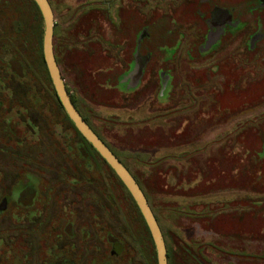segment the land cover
Here are the masks:
<instances>
[{"label":"rangeland","instance_id":"rangeland-1","mask_svg":"<svg viewBox=\"0 0 264 264\" xmlns=\"http://www.w3.org/2000/svg\"><path fill=\"white\" fill-rule=\"evenodd\" d=\"M104 1L49 0L57 63L81 113L151 205H160L164 232L177 249L193 248L210 264H264V59L241 47L258 15L244 12L248 0H218L236 4L246 26L213 52L198 46L205 26L193 12L196 0H119L116 12L105 9ZM262 21L263 26L264 15ZM43 24L33 0H9L0 8V44H7L0 52L10 65L0 71L6 105L13 101L9 106L28 107L25 96L32 85L43 107H37V125H43L41 130L46 121L52 126L50 141L60 146L59 131L67 128L72 140L81 142L65 118L43 60ZM142 27L147 37L141 50L151 51L152 68L171 77L159 91L153 69L134 96H124L115 86L119 73L112 63ZM38 128L35 152L44 146ZM53 146L50 158L56 160L51 158L46 168L39 164L41 169L94 174L99 206L108 214L106 228L127 227L130 233L136 225V241L153 249L133 198L100 155L87 148L97 163L94 171L69 145L61 157ZM73 157L76 163L70 161ZM105 197L112 198L111 207ZM99 206L95 236L103 239ZM0 223L7 228L6 220Z\"/></svg>","mask_w":264,"mask_h":264},{"label":"flooded vegetation","instance_id":"flooded-vegetation-1","mask_svg":"<svg viewBox=\"0 0 264 264\" xmlns=\"http://www.w3.org/2000/svg\"><path fill=\"white\" fill-rule=\"evenodd\" d=\"M250 1L246 2L244 12L255 11L259 21H256L255 27L244 33L241 47L246 51L254 50L252 52L256 57L258 56V59L259 56H262L260 59H264V52H260L264 47V25L262 26L264 0H254L253 4H250ZM103 6L105 9L109 6L112 11L115 9V12L121 7L119 0H105ZM193 9L200 19L199 22L205 26L198 45L199 49L202 45L203 50L216 52L218 47L228 44L230 37L244 31L246 26L245 20L239 18L241 9L233 3L228 5L220 4L218 0H196ZM146 37L147 32L145 27H142L134 34L133 43L123 49L117 61L112 63L119 73L115 78V86L124 96H134L136 90L147 83L153 69V73L158 76L159 91L160 88L165 89L170 80L171 76L166 71L152 68L151 51L149 52L147 48L141 50ZM104 43H106L105 39L100 44L103 46ZM0 45L2 47L3 43ZM1 49L3 50V47ZM8 65L9 61L3 59L1 51L0 71L5 70ZM0 80L2 82L0 83V222L6 220L8 224L5 229L0 223V264L3 259L5 260L3 264L5 262L6 264H153L152 261L157 264V252L151 233L135 202L150 234L153 249H149L148 244L144 246L136 241L140 235L136 233L138 228L136 225L132 226L134 230L130 233L129 230L126 231L125 226L126 229L119 228L118 231H110L108 227L106 228L104 217L108 214L99 206L100 196L95 192L92 183L97 179L94 174L78 176L59 172L49 173L47 169H41L39 164L46 168L51 158L56 160L53 155L50 158L53 144L55 153L59 157L66 155V147L69 145L65 135L67 128L59 131L60 146H57L56 142L52 143L50 141L52 131L49 130L52 126L46 121L44 129L41 130L43 125L41 128L37 125L36 114L39 112L36 103L37 92L26 94L27 101L24 103L28 107L9 106L13 101L6 105L5 77L0 76ZM64 82L69 91L65 79ZM74 104L78 108L76 101ZM47 110L50 111L48 108ZM78 111L83 117L79 108ZM87 123L94 129L89 122ZM36 128L42 131L44 144L37 152H35ZM83 147L84 145L78 147L80 156L84 157L90 168H97L92 154L87 150L84 151ZM70 161L76 163L74 157L70 158ZM34 177L37 178L36 183ZM145 197L162 231L167 264H210L203 259L201 256L203 254H196L193 248L182 246L177 249L178 247L172 244V239L166 237L164 232L162 216L159 212L160 205L154 207L146 194ZM104 199L111 207L112 198ZM98 206L101 212L98 218L102 222L103 239L95 236L94 217ZM168 225L169 231L173 232L171 224ZM145 249H148V253ZM183 255H188L190 259L187 260Z\"/></svg>","mask_w":264,"mask_h":264},{"label":"water","instance_id":"water-1","mask_svg":"<svg viewBox=\"0 0 264 264\" xmlns=\"http://www.w3.org/2000/svg\"><path fill=\"white\" fill-rule=\"evenodd\" d=\"M43 18L42 51L44 63L49 73V78L56 92V96L63 107L65 114L77 128V132L87 140L108 164L111 170L122 181L135 204L143 215V219L151 233V238L156 248L157 264H167L166 248L162 238V231L156 221L151 208L147 203L144 192L137 180L124 166L123 162L112 152L110 147L95 133L94 129L80 115L78 108L72 101L70 93L65 85L61 69L56 61L53 50V24H55L52 5L49 0H34Z\"/></svg>","mask_w":264,"mask_h":264},{"label":"trees","instance_id":"trees-1","mask_svg":"<svg viewBox=\"0 0 264 264\" xmlns=\"http://www.w3.org/2000/svg\"><path fill=\"white\" fill-rule=\"evenodd\" d=\"M9 0H0V8H2L4 5H6L7 4V2H8ZM34 1V0H33ZM4 45V48H3V50H5V45H7V44H5V42H2ZM2 46V47H3ZM2 47H0V48H2ZM56 61H57V59H56ZM24 71V70H23ZM24 73L25 74H23V75H25L24 77H28L29 75H28V73L26 72V71H24ZM31 84V83H30ZM35 91L33 90V86L31 85L30 86V91H29V95L31 94V93H34ZM56 93V92H55ZM55 96H56V94H55ZM70 97H71V99H72V101L73 102H75V99L73 98V96L70 94ZM56 98H57V96H56ZM39 98L37 97V100H36V102H37V104H38V108H41V109H43V107H42V104L40 105L39 104ZM57 100H58V98H57ZM58 102H59V104H60V107H61V109L64 111V109H63V107L61 106V103H60V101L58 100ZM40 109V110H41ZM45 110H47V108L45 109ZM64 115H65V118L70 122V124L72 125V127L74 128L73 130L75 131V133L77 134V136L80 138V140H81V142H77L76 140H72V138L70 137V135L69 134H71V132L68 130V129H66L65 130V135H66V142L69 144V150L70 151H74V152H77L78 154H79V156H80V152L78 151V147H79V145L80 146H82V145H84V147H83V149H84V151L85 150H87L88 151V149H91L92 151H94V153L95 154H97V155H99L95 150H94V148H93V146L87 141V140H85L78 132H77V128L74 126V124L71 122V120L67 117V115L65 114V111H64ZM83 118L87 121V119H86V117L85 116H83ZM88 122V121H87ZM61 131H63V129L61 128ZM99 136V135H98ZM100 137V136H99ZM101 138V137H100ZM102 139V138H101ZM88 148V149H87ZM111 149V148H110ZM89 152V151H88ZM113 153H114V151H112ZM90 153V152H89ZM76 154V153H75ZM91 154V153H90ZM115 154V153H114ZM116 155V154H115ZM82 156V155H81ZM117 156V155H116ZM118 157V156H117ZM84 158V157H83ZM88 158H91V157H89L88 156ZM119 158V157H118ZM104 160V159H103ZM121 160V159H120ZM94 171H95V169L96 168H92ZM92 170V171H93ZM112 171V170H111ZM113 172V171H112ZM95 173V172H94ZM122 182V181H121ZM123 185V184H122ZM125 187V186H124Z\"/></svg>","mask_w":264,"mask_h":264}]
</instances>
